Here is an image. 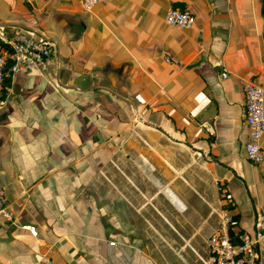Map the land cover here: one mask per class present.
<instances>
[{
    "label": "crops",
    "instance_id": "crops-1",
    "mask_svg": "<svg viewBox=\"0 0 264 264\" xmlns=\"http://www.w3.org/2000/svg\"><path fill=\"white\" fill-rule=\"evenodd\" d=\"M261 1L0 0L1 27L53 46L0 113V264H207L224 213L236 239L263 234L264 264L244 106L264 89ZM178 4L192 29L165 24Z\"/></svg>",
    "mask_w": 264,
    "mask_h": 264
},
{
    "label": "built area",
    "instance_id": "built-area-1",
    "mask_svg": "<svg viewBox=\"0 0 264 264\" xmlns=\"http://www.w3.org/2000/svg\"><path fill=\"white\" fill-rule=\"evenodd\" d=\"M103 0H80L84 11L90 13ZM164 22L172 29L187 31L193 28L195 18L187 11L171 9ZM8 35L9 29L0 26V41L10 47L11 52L0 55V113L5 109L10 97V86L6 89V80L12 79L21 72L42 74L48 59L53 54L52 42L35 30H18ZM11 62L9 72L6 71ZM221 69V80L229 79L231 73L222 62L215 64ZM245 117L249 134L246 145L248 159L260 165L264 162V89L250 83L245 87ZM0 218L10 225L16 223V216L7 205L4 193L0 188ZM233 218L224 213L219 230L208 240L210 257L207 264H257L256 248L263 239L259 233L254 238L240 235L234 241L231 237Z\"/></svg>",
    "mask_w": 264,
    "mask_h": 264
},
{
    "label": "trees",
    "instance_id": "trees-1",
    "mask_svg": "<svg viewBox=\"0 0 264 264\" xmlns=\"http://www.w3.org/2000/svg\"><path fill=\"white\" fill-rule=\"evenodd\" d=\"M14 33H15V31H13L12 29H9V31H8V35L11 36V35H14ZM11 37H12V36H11ZM5 52H11V49H10V47H9L8 45L3 44V43L0 41V55L4 54ZM10 67H11V62L8 61V66H7V68H6V71H7V72H9ZM10 84H11V80L8 78V79L6 80V89L9 88ZM226 207H229V206H226ZM234 221H235V219L233 218V224L231 225V237H232V239L235 241L237 235L234 234V232H233Z\"/></svg>",
    "mask_w": 264,
    "mask_h": 264
},
{
    "label": "water",
    "instance_id": "water-1",
    "mask_svg": "<svg viewBox=\"0 0 264 264\" xmlns=\"http://www.w3.org/2000/svg\"><path fill=\"white\" fill-rule=\"evenodd\" d=\"M260 5H261L260 14L264 22V0L260 2ZM175 8L180 11H185V7L183 4H178L175 6ZM262 41H263V50H264V23H263V31H262Z\"/></svg>",
    "mask_w": 264,
    "mask_h": 264
}]
</instances>
